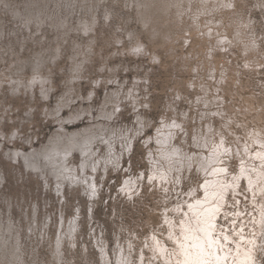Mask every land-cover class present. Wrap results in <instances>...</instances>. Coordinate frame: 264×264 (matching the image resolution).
Listing matches in <instances>:
<instances>
[{
    "label": "rangeland",
    "instance_id": "obj_1",
    "mask_svg": "<svg viewBox=\"0 0 264 264\" xmlns=\"http://www.w3.org/2000/svg\"><path fill=\"white\" fill-rule=\"evenodd\" d=\"M61 1L0 0V231L17 244L13 252H23L17 256L22 264H178L174 251L180 246L171 237L172 227L181 224V209L193 189L201 192L204 179L195 164L177 165L168 182L155 178V163L164 160L157 128L177 121L179 126L170 127L177 134L172 143L190 154L201 150L194 145L195 135L203 139L209 130L215 132L210 139L225 134L223 144L243 145L247 159L245 147L253 154L264 149V0H216L210 12H201L196 27L186 17L189 23L183 25L194 27L192 35L182 25L167 38L152 35L150 25L140 20L137 0H102L93 16L86 12L92 0ZM85 18L94 22L89 33L83 31ZM206 27L214 33L204 35ZM239 37L248 39L253 50H245ZM61 99L69 105L59 110ZM82 105L92 108L91 115L86 111L64 124L81 132L91 125L92 154L82 171L84 155L74 147L67 163L78 167L79 178L67 170L65 178L58 177L48 156L55 133L61 132L56 121L82 112ZM60 138L57 145L68 142ZM238 157H223L230 176L239 171ZM253 162L264 166V160ZM261 208L264 190L253 196L247 178L239 179L225 192L210 236L218 241L227 233L236 240L240 230L257 231L255 245L264 246ZM254 214L257 221L250 219ZM158 239L164 254L156 249ZM229 244L235 248L231 239ZM261 247L253 264H264ZM7 256L6 264L11 258L20 263Z\"/></svg>",
    "mask_w": 264,
    "mask_h": 264
},
{
    "label": "bare ground",
    "instance_id": "obj_2",
    "mask_svg": "<svg viewBox=\"0 0 264 264\" xmlns=\"http://www.w3.org/2000/svg\"><path fill=\"white\" fill-rule=\"evenodd\" d=\"M71 1H70V3H71ZM81 1H83V0H80L78 2H81ZM85 1L89 2V0H85ZM100 1H102V0H92L91 1V6H89L90 8L88 7L90 10L89 11L86 10V12H90L91 13L90 16L94 15V13L96 11L95 8L100 6ZM197 1L198 0H137V8H138V11H139V14H140V20L144 23V25H146V24L150 25L148 27V30L151 27L152 35H160V36H162L164 38H167V37H171L172 36V33L174 32V31H172L173 29H177L178 27H182L183 23H185V21H187V20H185L186 17H190L191 20L194 22L195 27H196L198 25V22H199L198 21V17L202 16L204 13L206 14V13L210 12L212 10V9H210V5L213 4L216 0H213V1H210V0H199L200 1V5L198 4L199 8H198V5H197L196 6L197 9H195V8L192 9V6H194L193 4H195ZM55 2H56V0H55ZM57 2H58V0H57ZM61 2L62 1L60 0V3ZM208 2H209V4L207 5ZM185 4H189V6L187 7ZM86 5H87V3H86ZM19 7H20V5H19ZM56 7L59 9L58 6H56ZM47 8H49V7H47ZM4 9L6 10V8H4ZM188 9H189V11H187ZM71 10H72V8H71ZM53 11H54V9H53ZM59 11H62V10H59ZM201 12H203V14H201ZM79 14H81V13H79ZM51 15H52V13H51ZM59 15L61 16L62 13L59 14ZM59 15H58V17H59ZM79 18H81V16H79ZM90 18H92V17H90ZM71 19H73L71 21V22H73L74 18L71 17ZM87 19H86V22H85V25H84L85 28H83V31L89 33L90 31L93 30L92 24L94 22H92V19H89V20H87ZM44 20H45V23H47L46 19H44ZM12 21H13V19H12ZM59 21H61V18H60ZM56 22H58V21H56ZM75 23H76V20H75ZM186 23H189V20ZM200 24H201V22H200ZM19 26H20V24H19ZM42 27H44V26H42ZM57 28H58V26H57ZM192 29H194L193 26H189L187 24L183 25V31H188L191 34V30ZM30 31H32V29ZM214 31H215L214 28H210L209 29V27H206V30H202V33L204 35H205V33H206V35H212L214 33ZM23 32L24 31H22V33ZM8 35L10 36V34H8ZM221 36H223V35L221 34ZM185 38H186V36H185ZM239 38H241V37H239ZM202 39H204L203 36H202ZM82 40H84V39H82ZM241 40H242V43L244 44V49L245 50H253L254 47L251 45V43H250V41H248V39L244 40L243 38H241ZM0 41H1V39H0ZM44 46H46V44ZM16 50H18V49H16ZM45 68H46V66H45ZM77 68H78V66H76L74 69H77ZM79 68H81V67H79ZM79 68H78V70H79ZM76 72H73V73H76ZM112 82H113V80H112ZM72 85L74 87V84H72ZM116 87H118V86H116ZM75 88L77 89V87H74V89ZM68 90H69V88H68ZM109 93H111V91ZM79 94H81V93L79 92ZM62 97H63V95H62ZM77 97H78V95H77ZM111 97H112V94H111ZM118 97H119V95H118ZM135 97H137V96H135ZM63 99H65V98H63ZM69 100H71V98ZM105 100L107 101V99H105ZM84 101H86V100H84ZM60 102L61 103H59V105H58L59 110L62 109L63 106H65V105L67 106V104H68L67 101L64 102L62 99L60 100ZM111 102L112 101H110V104H111ZM138 103L139 102H137V104ZM103 105H102V107H103ZM82 107H83V105H82ZM63 108H65V107H63ZM83 108H85V106ZM86 108L84 110L83 109L81 110V108H80V110L82 112L78 113V111H77V114L73 113V114H71V116L69 115L68 118L67 117H63V116H59L57 118L55 116L57 118V120H58V121H56V123L58 122V124H59L57 126L60 127V131L61 132H58V133L54 132L55 133V135H54L55 136V138H54L55 139V143L52 144L51 148H53V146H54V150H57V151L56 152H54V150L51 151L48 154V156L51 157V160H52L53 164L56 165V167H57L56 169H57V176L58 177L61 176V177L65 178V174L63 172L64 170H67L68 172L66 174L69 173V175L72 176L73 178L80 176L79 175L80 171H79L78 167H76L74 164L72 166H70V163H67V161H68L67 157H68L69 153L72 152L71 150L74 147H76V146L81 150V153L84 155V157L82 155L83 160H82V163H81V170L83 169L82 171H85V165L88 164V156H90V154H92L91 143L94 142L95 138H96L95 135L93 134L95 130L91 129V125H90V127H85L84 126L83 132H81L80 128H79V130H76V128H75V130L70 131L69 129L66 128V125L64 124V121H67V123H68V121H69V123L76 122L80 118V116H79L80 114H83L85 112L84 113V115H85L86 111L88 112V111L92 110V108L90 110L89 109L86 110ZM99 110H101V109H99ZM101 111H104V110H101ZM51 112H53V111L51 110ZM105 112H103L102 114H105ZM89 113L90 112H88V115H91V113L90 114ZM102 114L100 113V116ZM112 114L114 115V113H112ZM108 116H110V115H107V118H108ZM96 118H97V116H96ZM100 118H102V116ZM103 119H104V116H103ZM91 120H92V118H91ZM172 125L177 127L180 124L176 121L174 124L167 125V122L164 121L157 128V133L156 134L159 135V136L156 137V141L158 142L159 149L161 151L160 153H161L162 157L160 159L163 158L164 160L162 162H160V164H159V161H156L155 167H154L155 170H153L154 174H156V177H155V175L152 176V177H155V178L159 179L160 183H162V181H165V180H166V182H168L167 179L169 180V178H170L171 170L176 168L177 165L182 166L184 164H187L188 166H190V165H194L195 164V165H197L198 170L203 173V179H204L203 184L200 186L201 192L200 193H198V192L194 193L195 189H193V194H192V192H190L191 195H192V198H190L189 200L186 201V208L183 207L181 209L182 215H180L178 217L180 219L181 224H178V221H176V224L174 226L169 224V226H171V227L173 226L172 228H173V232H174V234L171 237L175 240L176 244L180 246V248L176 249L178 251V253H176V250L174 251L175 252V260L178 262V264H253L254 260L256 259L255 258V254L259 250V248L261 247V246L260 247H256L257 240H256L255 236H256L257 231H253L255 233L250 235V234H247V232H244V231H242V233H241V230H240L239 231V233H240L239 234V239H236V240L232 236H228L227 233H224L222 235V237H218V239H217L218 241H216V240L214 241V239H215L214 236H210V234L212 232V229L214 228V227L212 228V219H214L213 216L216 215L217 210H218L219 206L221 205V203L223 201V197H224L225 192L228 189H230V187H236L238 185L239 179L247 178L248 187L251 189V193H252L253 196H255L256 193L258 194L261 190H264V166L261 167L260 164L259 165H255L256 163L253 162L254 159H257L260 162H262L264 160V149H257V151H255V153L253 154L252 151L247 150V147H245L246 154L249 153V159H247V157L241 153L243 145L239 147L237 143H233L232 142L234 140L231 141L233 144L232 143L228 144L225 141H224L225 144H223V142H220V139H221V141L224 140V137H226L225 134H219L217 138L210 139V136H213V137L215 136V132L209 130L208 135L205 136L203 139H201V137H199L198 135H195L194 145L197 146L198 148H200L201 150L199 152L194 151V152H192L190 154V152L188 153V151H186V148H183V146H181V145L178 146V145H175V144L172 143V139L174 138V136L177 135V134L175 135L176 131L173 130L174 128H172L170 130V127ZM102 127H103V125H102ZM209 128H211V127L208 126L207 129H209ZM98 129H99V127H98ZM107 129H108V127H107ZM61 136L65 137L66 141H68L69 143L71 142V143L68 144V142L66 143L65 141H62L61 145H57L56 142L60 141V139H61L60 137ZM75 136L82 137L83 139L82 138H80V139H82V143L83 144L77 143V144H80L78 146L76 144V142H79L80 140H78L77 139L78 137L76 138ZM253 137H255L254 139L257 140V142L263 143V139L257 138L254 135H253ZM57 139L59 141H57ZM52 142H54V141H52ZM61 146L66 148L67 150L66 151H61ZM14 148H16V147H14ZM202 148H206L207 151H203ZM75 150H77V149L75 148ZM32 151H34V149ZM90 151H91V153H89ZM208 151H209L210 154L207 155ZM233 154H237L239 156L238 159L241 160V164L239 165L240 168L238 169L239 170L238 173H236V174L234 173V175L230 176V174H229L230 172L227 169L228 168L227 162H224L225 159L223 157L224 156H228V158H230L231 156H233ZM71 156H69V158ZM91 160H92V158H91ZM244 160H246V162H243ZM93 161H94V159H93ZM163 162L165 163V166H164ZM39 163H40V161H39ZM53 164H51V165H53ZM252 164L254 165V167H251ZM40 166H41V164H40ZM51 168H53V167H51ZM59 168H61V169H59ZM40 170H41V168H40ZM157 171H159V172H157ZM86 177H85V179H87ZM57 182H59V181H57ZM200 183H199V185H200ZM125 184H127V187H126L127 190L131 191L132 182L127 181ZM198 189H199V186L197 185L196 186V191H198ZM185 209H187V210H185ZM263 210H264L263 208L260 209L261 212H260L259 218H258V223L259 224L257 223L260 226L261 229L264 228V212H263ZM238 212H240V213L236 214L237 215L236 218H238L239 215L242 213L240 210ZM250 219L257 221V217H256L255 214L252 215L250 217ZM248 222H250V221H248ZM200 226L203 227V229H204L203 231L200 228ZM11 228H12V226H11ZM11 228L10 227H9V229L7 228L9 233H12ZM172 228H170V229H172ZM175 228H177L178 231ZM254 230H255V228H254ZM3 231H4L3 229H1V231H0L1 232L0 233V236H1L0 237V264H6V260L8 259L7 252H9V256L12 255V257H15V259H16L17 256L20 257V253H21V252H19L17 254V253H15V251L13 252V250L18 248V246H17V244H12L11 240L10 241L7 240V237L5 238V235H4ZM219 231H220V229H219ZM13 232H16V231H13ZM223 239L226 242H228V243H226ZM230 239H231V242L233 241V243L235 245V248H234V246L232 247L231 244H229V240ZM14 247H15V249H13ZM263 247L264 246L261 247L262 248L261 251L264 250ZM158 248L160 249L161 253L164 254V252H165V250L163 249L164 248V244L162 242H160L159 239H158V242H157V248L156 249H158ZM11 249H13V250H11ZM19 262H20L19 264L23 263L20 259H19ZM7 264H16V262H15V260L13 261L12 258H11L9 260V263L7 261Z\"/></svg>",
    "mask_w": 264,
    "mask_h": 264
}]
</instances>
